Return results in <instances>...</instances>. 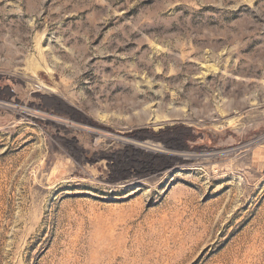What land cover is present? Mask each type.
Returning a JSON list of instances; mask_svg holds the SVG:
<instances>
[{"label": "rangeland", "instance_id": "rangeland-1", "mask_svg": "<svg viewBox=\"0 0 264 264\" xmlns=\"http://www.w3.org/2000/svg\"><path fill=\"white\" fill-rule=\"evenodd\" d=\"M0 264H264V0H0Z\"/></svg>", "mask_w": 264, "mask_h": 264}]
</instances>
